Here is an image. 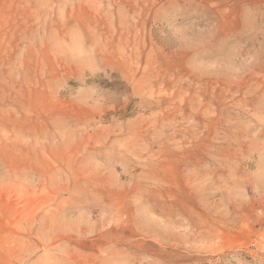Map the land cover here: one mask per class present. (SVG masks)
I'll return each instance as SVG.
<instances>
[{
    "label": "rangeland",
    "instance_id": "obj_1",
    "mask_svg": "<svg viewBox=\"0 0 264 264\" xmlns=\"http://www.w3.org/2000/svg\"><path fill=\"white\" fill-rule=\"evenodd\" d=\"M0 246L264 264V0H0Z\"/></svg>",
    "mask_w": 264,
    "mask_h": 264
},
{
    "label": "crops",
    "instance_id": "obj_2",
    "mask_svg": "<svg viewBox=\"0 0 264 264\" xmlns=\"http://www.w3.org/2000/svg\"><path fill=\"white\" fill-rule=\"evenodd\" d=\"M52 244H54V241L52 242ZM12 250L13 248L8 249L6 247L2 248V246H0V264H17L16 261L23 260V257L20 253ZM56 250L57 249H55L54 247H47L46 251L39 252L36 257L32 259L31 264H39V261L41 259H46V264H83L82 262L84 261V257H79V255L82 254L76 253L77 256L71 257L70 255H68L69 251H67L66 247L58 249L59 251L57 252ZM2 254H4V257Z\"/></svg>",
    "mask_w": 264,
    "mask_h": 264
}]
</instances>
